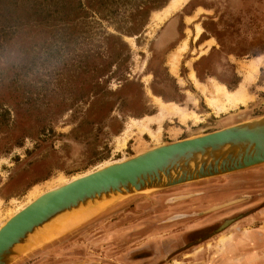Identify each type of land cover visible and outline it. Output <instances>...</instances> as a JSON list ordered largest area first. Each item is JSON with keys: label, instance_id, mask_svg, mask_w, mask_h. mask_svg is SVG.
Instances as JSON below:
<instances>
[{"label": "rangeland", "instance_id": "obj_1", "mask_svg": "<svg viewBox=\"0 0 264 264\" xmlns=\"http://www.w3.org/2000/svg\"><path fill=\"white\" fill-rule=\"evenodd\" d=\"M146 1L53 0L0 32V226L94 169L264 115V0H187L160 22L171 0ZM215 84L246 103L218 111ZM158 99L187 116L158 119ZM101 203L10 264H264V163Z\"/></svg>", "mask_w": 264, "mask_h": 264}, {"label": "water", "instance_id": "obj_2", "mask_svg": "<svg viewBox=\"0 0 264 264\" xmlns=\"http://www.w3.org/2000/svg\"><path fill=\"white\" fill-rule=\"evenodd\" d=\"M262 163L264 115L152 146L49 189L8 218L0 227V264H10L25 250L18 244L61 214Z\"/></svg>", "mask_w": 264, "mask_h": 264}, {"label": "bare ground", "instance_id": "obj_3", "mask_svg": "<svg viewBox=\"0 0 264 264\" xmlns=\"http://www.w3.org/2000/svg\"><path fill=\"white\" fill-rule=\"evenodd\" d=\"M185 1H187V0H171L170 4L166 8H164L161 11H157V12L154 13V18L153 19L154 20L156 19L158 22L162 21L163 19L168 17L171 13H173L176 10H178L184 4ZM247 70H248V73H249L250 77L254 76V73L255 74L257 73L256 64L254 62H251L248 65ZM212 88H213L212 89L213 91H211L212 96L208 98L207 102H209L208 104H210L212 107L218 109V111L219 110L220 111H226V110L232 109V108L238 106L239 104L246 103V101H247V97L245 95H243L239 91H230V90L226 89L225 87H223V86H221L219 84H215L214 87H212ZM248 99L250 100L251 98H248ZM156 101H158V103L157 102L156 103L159 104L161 112H162V113H160L161 116L158 119H163L165 116H169V117L171 115L174 116L175 114L181 115L183 119L185 118V116H187L186 112H185L186 110L183 112L182 109L178 108L177 106L165 104V103L161 102L160 99H158ZM145 128L148 129L146 126H145ZM152 136L154 137L155 134L152 133ZM158 136L159 135H157V137ZM155 138H156V136H155ZM122 160H124V159H122ZM122 160H120V161H122ZM116 162H118V161H116ZM100 204H102V203H98L97 205L95 204L96 206L94 205L93 207H90V208L82 207V208H78V209H76L74 211L61 214L60 216H58L55 219L49 221L48 223L42 225L41 227H38L34 232H32L29 235L27 241H25L24 243L18 244L20 246V247L19 246L18 247L21 250L22 249L23 250L24 249H29V248L34 247L32 245H34L37 242L43 240L44 238H46L48 236H51V235H54V234H57L60 230L73 225L74 223L86 218L88 215H91L92 213L97 212L102 207V205H100ZM24 207L25 206H23L22 208H24ZM229 222H230V220L227 221L225 223V225L228 224Z\"/></svg>", "mask_w": 264, "mask_h": 264}, {"label": "trees", "instance_id": "obj_4", "mask_svg": "<svg viewBox=\"0 0 264 264\" xmlns=\"http://www.w3.org/2000/svg\"><path fill=\"white\" fill-rule=\"evenodd\" d=\"M46 0H0V32H6L14 28L17 24L16 21L22 16L23 13H33L37 15L45 9H48L47 13H51L57 10L55 2L51 1V4L44 7ZM168 0H148L143 2L144 6H140L138 12L143 15H148L151 11L162 8L167 4ZM21 13V14H20ZM19 14V15H18ZM15 19V23H14ZM4 41V40H3ZM4 42H1L3 44ZM204 80V78H200ZM241 80L235 82L234 86H228L230 89L238 87Z\"/></svg>", "mask_w": 264, "mask_h": 264}, {"label": "crops", "instance_id": "obj_5", "mask_svg": "<svg viewBox=\"0 0 264 264\" xmlns=\"http://www.w3.org/2000/svg\"><path fill=\"white\" fill-rule=\"evenodd\" d=\"M191 83H192V81L191 80H189ZM193 84V83H192ZM202 98V97H201ZM191 121V120H190ZM190 121H188V122H190ZM183 138V137H182ZM178 139H181V137L180 138H177L176 140H178Z\"/></svg>", "mask_w": 264, "mask_h": 264}, {"label": "flooded vegetation", "instance_id": "obj_6", "mask_svg": "<svg viewBox=\"0 0 264 264\" xmlns=\"http://www.w3.org/2000/svg\"><path fill=\"white\" fill-rule=\"evenodd\" d=\"M169 39V38H168Z\"/></svg>", "mask_w": 264, "mask_h": 264}]
</instances>
